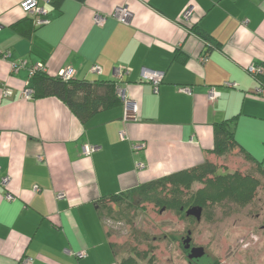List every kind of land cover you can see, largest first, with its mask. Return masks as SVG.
Listing matches in <instances>:
<instances>
[{
	"label": "crops",
	"instance_id": "obj_1",
	"mask_svg": "<svg viewBox=\"0 0 264 264\" xmlns=\"http://www.w3.org/2000/svg\"><path fill=\"white\" fill-rule=\"evenodd\" d=\"M22 1L0 0V264H118L99 201L215 159V122L234 119L238 145L264 170V90L247 71L264 70V0H40L43 26ZM36 67L113 81L121 103L83 123L55 97L26 99ZM144 70L162 74L157 90ZM124 100L136 121L123 120Z\"/></svg>",
	"mask_w": 264,
	"mask_h": 264
},
{
	"label": "rangeland",
	"instance_id": "obj_2",
	"mask_svg": "<svg viewBox=\"0 0 264 264\" xmlns=\"http://www.w3.org/2000/svg\"><path fill=\"white\" fill-rule=\"evenodd\" d=\"M210 162L216 176L237 172L255 179L254 198L246 204L227 200L206 204L200 221L175 206L167 209L140 196L134 200L135 208L126 202L109 203L102 218L119 262L130 258L135 264H189L183 240L190 232L191 246L204 250V260L196 264H264V177L236 150ZM203 187L194 183L190 189L182 188L180 199L185 202Z\"/></svg>",
	"mask_w": 264,
	"mask_h": 264
},
{
	"label": "trees",
	"instance_id": "obj_3",
	"mask_svg": "<svg viewBox=\"0 0 264 264\" xmlns=\"http://www.w3.org/2000/svg\"><path fill=\"white\" fill-rule=\"evenodd\" d=\"M30 78L29 90L32 99L55 97L62 101L83 123L98 111L113 108L121 103L116 84L113 81L96 80L89 82L74 78L62 80L59 75L48 76L42 69H36ZM255 78L264 90V74L256 75ZM233 123L234 119H229L213 124V146L210 152L217 157H222L228 155L232 150H236L264 177V170L260 163L250 158L238 145L232 129ZM215 172V164L205 161L193 168L184 169L141 184L124 193L104 197L99 201L102 206L101 214L103 210H107L109 203L121 204L126 202L128 207L135 208L134 200L138 196L145 199L146 202L155 205L162 204L167 209L175 206L184 215L188 208L194 206L201 207L203 211L206 204H213L222 200L246 204L254 198L255 187L258 184L255 179L248 175H240L237 172L223 176H216ZM194 183H200L204 187L196 191L195 194L189 195L188 199L182 202L180 199L181 189H190ZM167 195L170 197H166ZM111 246L114 248L112 243ZM203 257L197 261L187 259L189 264H196L203 261ZM118 264L135 263L130 258H125Z\"/></svg>",
	"mask_w": 264,
	"mask_h": 264
},
{
	"label": "built area",
	"instance_id": "obj_4",
	"mask_svg": "<svg viewBox=\"0 0 264 264\" xmlns=\"http://www.w3.org/2000/svg\"><path fill=\"white\" fill-rule=\"evenodd\" d=\"M39 1L40 0H23L20 3V8L24 11V13L31 18L35 26H43L48 23V21L44 18L45 10L44 8H41L39 6ZM44 2H49L50 0H42ZM192 8H188L184 13H183V19L188 20L191 14ZM112 17L117 19L123 24H127L130 20L131 14L126 8H116L115 11L112 14ZM105 22V17L96 15L94 16V23L96 25H102ZM36 69H42L40 67H36L31 70L30 74H32ZM43 70V69H42ZM247 71L249 74L256 76L260 74H264V70L261 67H257L254 65H251L247 68ZM90 73L100 75L101 74V69L93 65L90 68ZM74 74L73 69H67L65 71H62L58 75L61 77L62 80H68L72 78ZM123 76V71L120 68H117L114 70V77L115 80L119 81L121 77ZM142 78L146 81H150L153 85V89L157 90V86L162 80V74L159 72H148L146 70L142 71ZM229 86L228 84H225ZM182 92L190 94V90L188 88H181ZM5 95V94H4ZM219 94L215 90H210L208 94L209 100H214ZM24 97L26 99L31 98V91L30 90H25L24 91ZM123 120L125 122L129 121H136L137 120V104L136 102L132 100H124V115H123ZM83 153L84 154H89L95 150V147L93 146H88L84 145L83 146ZM144 149V144H134L132 145V150L134 152H139ZM136 169L140 170L144 168V164L141 162H136ZM7 178H4L1 180V184L3 186H6L7 184ZM63 197V194H59L58 198ZM8 200H12L13 197L10 195H7ZM75 256L77 257H83L84 254L82 252L76 253Z\"/></svg>",
	"mask_w": 264,
	"mask_h": 264
},
{
	"label": "water",
	"instance_id": "obj_5",
	"mask_svg": "<svg viewBox=\"0 0 264 264\" xmlns=\"http://www.w3.org/2000/svg\"><path fill=\"white\" fill-rule=\"evenodd\" d=\"M186 217H192L196 221H200L201 215H202V208L199 206H194L191 208H188L185 211ZM190 233L188 232L187 237L183 240V248L184 250H189V254L187 255V258L189 260L193 259H200L201 257L204 256V250L202 247H192L190 248Z\"/></svg>",
	"mask_w": 264,
	"mask_h": 264
},
{
	"label": "flooded vegetation",
	"instance_id": "obj_6",
	"mask_svg": "<svg viewBox=\"0 0 264 264\" xmlns=\"http://www.w3.org/2000/svg\"><path fill=\"white\" fill-rule=\"evenodd\" d=\"M189 233H190V232H189ZM187 234H188V233H187ZM190 248H192V246H191V242H190ZM186 251H187V255H188V254H189V250H186ZM201 258H202V257H201ZM201 258H200V259H201ZM193 260H194V261H197V260H199V259H193ZM193 260H192V261H193Z\"/></svg>",
	"mask_w": 264,
	"mask_h": 264
}]
</instances>
